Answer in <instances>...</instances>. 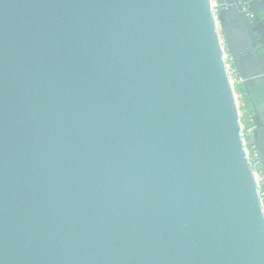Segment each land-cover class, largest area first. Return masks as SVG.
Masks as SVG:
<instances>
[{"label": "water", "instance_id": "obj_1", "mask_svg": "<svg viewBox=\"0 0 264 264\" xmlns=\"http://www.w3.org/2000/svg\"><path fill=\"white\" fill-rule=\"evenodd\" d=\"M261 12L0 0V264H264Z\"/></svg>", "mask_w": 264, "mask_h": 264}, {"label": "built area", "instance_id": "obj_2", "mask_svg": "<svg viewBox=\"0 0 264 264\" xmlns=\"http://www.w3.org/2000/svg\"><path fill=\"white\" fill-rule=\"evenodd\" d=\"M225 59H226L227 70H228V73L230 75L231 81H232V78L234 76L235 82L239 83V78L236 75L235 68L232 66L231 60L229 59V56H227L226 54H225ZM251 132H249L251 142H248V143H251V145L249 144L250 146L248 147L246 144L245 138H244V141H245V147H246L247 155H248V157L252 163L254 172L256 174V179H257V183H258V190H259L261 203H262L263 210H264V169H263L261 162L258 158V155L256 152V147H255ZM249 153H252L253 157H251V155ZM256 167L259 168V171L256 170ZM259 175H260V178L262 179L261 183L259 181Z\"/></svg>", "mask_w": 264, "mask_h": 264}, {"label": "rangeland", "instance_id": "obj_3", "mask_svg": "<svg viewBox=\"0 0 264 264\" xmlns=\"http://www.w3.org/2000/svg\"><path fill=\"white\" fill-rule=\"evenodd\" d=\"M226 55H227V53H226ZM232 84H233V87H234V90H235V95H236V99H237L238 108L240 109V119H241V123H242V127H243L244 138H245L247 146L249 147L251 145V143H248V142H251V138H250L249 132H251L253 130L254 126H253V124L250 125V126H245V123H244V119L245 118L243 116V110L241 109V104H242L241 103V95L237 91V87L236 86H237L238 83L235 82L234 76L232 78ZM249 154L251 155V157H253L252 153H249ZM256 170L259 171V168L256 167ZM259 181H260V183L262 181V179L260 178V175H259Z\"/></svg>", "mask_w": 264, "mask_h": 264}, {"label": "trees", "instance_id": "obj_4", "mask_svg": "<svg viewBox=\"0 0 264 264\" xmlns=\"http://www.w3.org/2000/svg\"><path fill=\"white\" fill-rule=\"evenodd\" d=\"M233 66V64H232ZM234 67V66H233ZM237 91L240 93L241 95V109L243 110V116H244V123L245 126H250L253 124L252 120H251V116H250V112L249 109L251 108L250 103L247 102V100L245 99V96L242 95V86L240 83L237 84Z\"/></svg>", "mask_w": 264, "mask_h": 264}, {"label": "flooded vegetation", "instance_id": "obj_5", "mask_svg": "<svg viewBox=\"0 0 264 264\" xmlns=\"http://www.w3.org/2000/svg\"><path fill=\"white\" fill-rule=\"evenodd\" d=\"M260 17H261V19L263 20V24H264V12H261L260 13ZM262 50V49H261ZM249 112H250V116H251V113H252V109L250 108L249 109Z\"/></svg>", "mask_w": 264, "mask_h": 264}]
</instances>
